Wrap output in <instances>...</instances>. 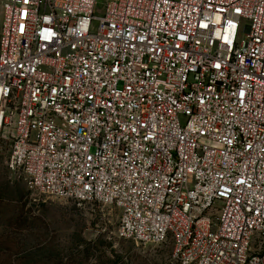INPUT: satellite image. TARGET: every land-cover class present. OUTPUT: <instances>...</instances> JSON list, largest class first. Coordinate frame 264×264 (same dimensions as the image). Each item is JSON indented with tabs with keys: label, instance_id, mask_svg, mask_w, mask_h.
I'll list each match as a JSON object with an SVG mask.
<instances>
[{
	"label": "built area",
	"instance_id": "built-area-1",
	"mask_svg": "<svg viewBox=\"0 0 264 264\" xmlns=\"http://www.w3.org/2000/svg\"><path fill=\"white\" fill-rule=\"evenodd\" d=\"M97 10L0 0L9 170L117 211L120 240H172L180 264H264V0Z\"/></svg>",
	"mask_w": 264,
	"mask_h": 264
},
{
	"label": "rangeland",
	"instance_id": "rangeland-1",
	"mask_svg": "<svg viewBox=\"0 0 264 264\" xmlns=\"http://www.w3.org/2000/svg\"><path fill=\"white\" fill-rule=\"evenodd\" d=\"M105 4L98 0L97 15ZM8 158L7 146L0 151V264H180L172 240L118 239L119 213L111 208L34 195Z\"/></svg>",
	"mask_w": 264,
	"mask_h": 264
}]
</instances>
